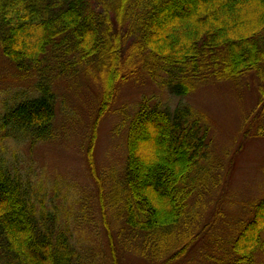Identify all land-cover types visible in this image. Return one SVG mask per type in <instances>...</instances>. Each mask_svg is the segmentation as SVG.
Here are the masks:
<instances>
[{
  "label": "trees",
  "instance_id": "obj_1",
  "mask_svg": "<svg viewBox=\"0 0 264 264\" xmlns=\"http://www.w3.org/2000/svg\"><path fill=\"white\" fill-rule=\"evenodd\" d=\"M0 54L21 78L35 79L34 93L3 100L0 143L53 138L56 68L61 74L90 72L102 90V114L122 83L146 74L177 96L204 82L240 86L254 76L259 107L264 0H0ZM209 124L192 106L170 109L149 97L130 121L124 178L111 192L110 210L153 263L174 264L187 255L208 198L222 183L220 161L209 150ZM6 149L0 145V264H93L64 225L72 207L55 205L57 214L50 215L45 188L26 179ZM224 240L219 264H264V198L235 239Z\"/></svg>",
  "mask_w": 264,
  "mask_h": 264
},
{
  "label": "rangeland",
  "instance_id": "obj_2",
  "mask_svg": "<svg viewBox=\"0 0 264 264\" xmlns=\"http://www.w3.org/2000/svg\"><path fill=\"white\" fill-rule=\"evenodd\" d=\"M97 68L90 70L97 75ZM59 72L56 68L53 73L57 97L53 138L34 145L9 140L0 145L5 144L7 157L26 179L45 188L50 215L57 214L55 205L72 207L70 221H59L69 228L86 262L114 264L112 240L119 264H157L140 255L134 234L110 210L111 192L120 189L124 178L130 121L140 101L149 97L170 109L192 106L210 121L209 150L220 161L212 163L221 167L216 175L223 174L222 183L208 198L194 245L174 264H219L225 246L221 238L232 242L264 198V105L257 106V78H245L240 86L208 81L190 95L177 96L147 74L133 76L119 86L102 114L98 100L102 90L90 72L91 76ZM34 83V78H21L15 65L0 54V108L3 100L20 91L34 93Z\"/></svg>",
  "mask_w": 264,
  "mask_h": 264
}]
</instances>
